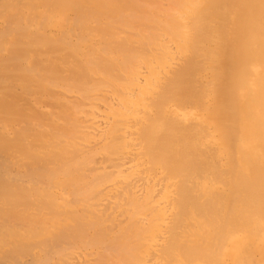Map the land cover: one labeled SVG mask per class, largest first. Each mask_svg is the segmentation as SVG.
Segmentation results:
<instances>
[{"label": "bare ground", "instance_id": "obj_1", "mask_svg": "<svg viewBox=\"0 0 264 264\" xmlns=\"http://www.w3.org/2000/svg\"><path fill=\"white\" fill-rule=\"evenodd\" d=\"M82 250L264 264V0H0V264Z\"/></svg>", "mask_w": 264, "mask_h": 264}, {"label": "rangeland", "instance_id": "obj_2", "mask_svg": "<svg viewBox=\"0 0 264 264\" xmlns=\"http://www.w3.org/2000/svg\"><path fill=\"white\" fill-rule=\"evenodd\" d=\"M100 108H101V107H100ZM102 108L104 109L103 106H102ZM101 110H102V109H99V114L97 115V116H99V117H98L97 119H99L100 116H101L102 114H104V112H105V109L103 110V113H102ZM100 112H101V113H100ZM102 116H104V115H102ZM102 118H104V117H101L100 119H102ZM97 122H100V123H101V125H100V123L98 124V129L96 130V131L98 132V131H100L102 128L105 127V125H106V123H107V120H106V118H105V119L103 120V122H101L100 120H99V121L97 120ZM104 122H105V124H104ZM103 124H104V125H103ZM103 126H104V127H103ZM102 130H103V129H102ZM102 130H101V131H102ZM97 140H101V138L98 137ZM93 141H94V142H93ZM93 141H92V143H90V144H91L90 147L92 146V144L96 143L95 140H93ZM98 142H99V141H98ZM94 145H97V144H94ZM128 160H129V158L127 159V162H124L125 164H124L123 168H125V165H127L128 167L131 166L132 163H129L131 160H130V161H128ZM125 161H126V160H125ZM127 163H128L129 165H128ZM127 166H126V169H127ZM126 169H125V171H126ZM127 171H128V169H127ZM138 181H139V183L136 181V182H137L136 184H137V185L139 184V185H138L139 187H141V186L143 187V185H142L143 183H141V181L143 182V180L140 181V179L138 178ZM140 184H141V186H140ZM137 185H136V186H137ZM138 186H137V188H139ZM140 189H141L140 191H142V188H140ZM138 190H139V189H138ZM105 203H107V200L104 201L103 204L101 205L102 208H103V206H104ZM105 207H106V204H105ZM105 207H104V208H105ZM82 252H85V251L82 250L81 252L79 251V253H77V252H76V253L80 255ZM75 255H76V254H75ZM83 255H84V253H83ZM83 255H82V254L80 255V256H82V257H80V256H78V255L74 256V260L76 259L75 257H77V256L80 258L79 261H78V259H77L76 264H78V263L80 264V263H81V260H84V258H85V259H88V256H89L88 254H86L87 256L84 255L85 257H84ZM90 255H91V254H90ZM92 255H93V254H92ZM92 255H91V256H92ZM91 256H89V257H90V258L95 257V256H92V257H91ZM78 257H77V258H78ZM72 260H73V258H72ZM88 260H89V259H88ZM88 260H85V262H86V261L89 262L90 260H94V261H95V259H93V258L90 259L89 261H88ZM71 262L75 264L74 261H71ZM71 262H69V264H72ZM77 262H78V263H77ZM82 262H83V261H82ZM85 262H83V263H85ZM83 263H81V264H83ZM90 263H91V264H94L93 261H90ZM90 263H89V264H90ZM85 264H87V263H85Z\"/></svg>", "mask_w": 264, "mask_h": 264}]
</instances>
